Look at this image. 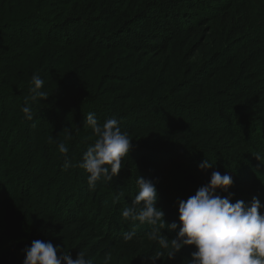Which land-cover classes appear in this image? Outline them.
<instances>
[{
	"label": "trees",
	"instance_id": "1",
	"mask_svg": "<svg viewBox=\"0 0 264 264\" xmlns=\"http://www.w3.org/2000/svg\"><path fill=\"white\" fill-rule=\"evenodd\" d=\"M109 51L140 67L101 74ZM141 66L173 96L137 101ZM34 73L46 95L28 120ZM111 80L122 86L105 88ZM89 112L116 118L133 140L119 174L94 188L79 167L96 139ZM206 159L214 166L201 170ZM213 171L234 179L218 195L264 204V0H0V264H23L35 240L93 264H190L195 245L168 258L153 226L121 211L137 178L150 180L166 225L177 224L160 231L175 238L179 201Z\"/></svg>",
	"mask_w": 264,
	"mask_h": 264
},
{
	"label": "clouds",
	"instance_id": "2",
	"mask_svg": "<svg viewBox=\"0 0 264 264\" xmlns=\"http://www.w3.org/2000/svg\"><path fill=\"white\" fill-rule=\"evenodd\" d=\"M44 86L45 81L34 73L30 95L22 108L26 119H33L32 103L45 98ZM85 126L93 130L96 139L87 148L79 167L89 174L88 185L94 188L97 181H112L119 174L122 159L129 155L133 140L122 131L116 118L101 124L96 115L89 112ZM59 151L66 153L68 149L61 143ZM213 166L208 159L199 165L201 170ZM136 183L139 191L132 203L122 209L121 215L133 223L153 226L151 236L167 250L168 258H173L187 245H195L190 264H264V215L260 212L264 204L255 197L250 204L244 201L232 203L231 193L227 197L217 194L218 190L229 192L234 185L232 175L213 171L208 184L187 200L179 201L181 226L178 235L172 239L160 231L159 226L166 225V222L165 212L157 207V187L143 177H138ZM166 226L172 230L177 228L176 223ZM133 235L134 232H126L124 239L131 240ZM25 253L23 264H93L83 252L73 259L69 252L59 245L54 246L51 241L35 240Z\"/></svg>",
	"mask_w": 264,
	"mask_h": 264
},
{
	"label": "rangeland",
	"instance_id": "3",
	"mask_svg": "<svg viewBox=\"0 0 264 264\" xmlns=\"http://www.w3.org/2000/svg\"><path fill=\"white\" fill-rule=\"evenodd\" d=\"M125 52L123 51H109L105 54H103L101 56L102 60L99 62V64L96 66L98 70H100L101 74H106L107 76H110L113 78V76L115 75H124L127 71H134L136 69H138L140 67V64L138 65V63L136 61H130L129 64L127 65V59L125 56ZM100 56V54H99ZM119 58V61H118ZM143 58V56H142ZM148 59V58H147ZM149 60V59H148ZM142 68V66H141ZM144 70H146L145 74L143 76V78L145 77L146 79V83L141 85H137L136 84V88L139 90H142L143 93H141L139 96L137 97V101H142V100H147L153 97H156L158 94H168L169 96L172 95L171 91L167 90H161L160 87V79L157 76V71H152L151 69H147L145 66L142 68ZM174 82V81H172ZM114 85L115 87H120L122 86V84H120L119 82H116V80H111L110 82H108L105 85V88H109L110 86ZM173 96V95H172ZM23 127L20 125V127H18L17 129L20 130V128ZM37 128L35 127L34 130H36ZM51 133V132H50ZM138 141H136L134 144H136ZM153 143V142H151ZM18 253V251H16V254Z\"/></svg>",
	"mask_w": 264,
	"mask_h": 264
}]
</instances>
